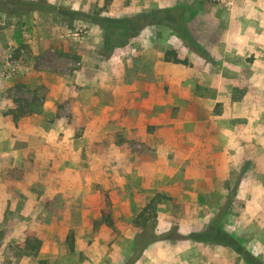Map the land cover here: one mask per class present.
<instances>
[{"label": "rangeland", "instance_id": "374dc122", "mask_svg": "<svg viewBox=\"0 0 264 264\" xmlns=\"http://www.w3.org/2000/svg\"><path fill=\"white\" fill-rule=\"evenodd\" d=\"M43 1L75 19L0 12V264H126L133 220L155 195L156 229L166 239L133 264H246L204 238L214 233L264 264V48L242 45L250 34L264 44V17L256 32L243 0ZM248 3L264 11V0ZM177 5L182 32L148 25L124 43L113 29L106 43L96 23ZM168 51L183 62L165 61ZM148 59L176 83L154 82ZM110 69L119 79L142 78L140 122L124 118L138 107L109 118L104 91L93 95ZM44 75L52 92L61 80L83 84L76 98L90 110L74 111V99L64 98L46 111ZM143 112L157 114L156 125ZM94 134L103 140L92 143ZM26 236L40 240L36 256L20 254Z\"/></svg>", "mask_w": 264, "mask_h": 264}, {"label": "trees", "instance_id": "16d2710c", "mask_svg": "<svg viewBox=\"0 0 264 264\" xmlns=\"http://www.w3.org/2000/svg\"><path fill=\"white\" fill-rule=\"evenodd\" d=\"M31 11H41L44 13L55 12L59 15H66L67 20L72 18L73 12H68L65 9H61L54 5L48 4L43 0H30L27 2H19L12 0H0V12L7 13L9 15H24ZM96 22L104 31L103 37L105 42L111 40L113 29L122 30L121 35L125 39L133 37L138 32L148 25H163L176 32H182V20H183V7L177 6L174 8L160 9L156 11H150L148 13L137 14L132 17L112 19V18H97ZM111 34V35H110ZM181 34V33H180ZM108 54V53H107ZM165 61L175 64L182 63L176 58L175 52H165ZM159 195L152 197L147 204L138 212L133 220V225L136 229L132 240V252L134 256L126 264H133L139 259L142 252L152 243L166 239L164 235L159 234L156 229L157 212L156 206L160 201ZM102 220L108 226L113 225V221L110 217V212L102 213ZM193 240L198 241L201 238L199 234L191 235ZM218 234H205L204 238L208 237L211 242L227 245L234 249L236 254L240 255L246 264H262L259 259L253 258L247 252H241L237 245L233 243L228 236H222V239L217 238ZM69 242V248L73 251L72 237ZM40 248V240L33 236H26L23 245L20 248V254L23 256H36L38 249ZM41 263L47 264L46 261Z\"/></svg>", "mask_w": 264, "mask_h": 264}, {"label": "crops", "instance_id": "0c3cea01", "mask_svg": "<svg viewBox=\"0 0 264 264\" xmlns=\"http://www.w3.org/2000/svg\"><path fill=\"white\" fill-rule=\"evenodd\" d=\"M243 2L245 3V9L246 12H248L249 14V20L252 21V23L255 24L256 26V32L259 31L261 28V18L264 17V11H260L259 9H255L253 6L250 7L248 0H243ZM247 2V3H246ZM179 3V2H178ZM177 6H182V5H177ZM244 12V11H243ZM241 11H239L238 13L236 12V16H238V22L239 24L245 23V18L247 16V13H243ZM253 25V24H252ZM255 31V30H254ZM252 31H250L251 33ZM250 35H248L247 37L249 39L246 38V35H242V39H243V44L245 47H249L251 49L257 50L258 48H264V44L263 43H259L257 40H254L250 37ZM194 37V36H193ZM246 38V39H244ZM195 39V37H194ZM248 40V41H247ZM241 44H239V48L242 47ZM147 59V58H146ZM149 60V59H148ZM151 61V60H149ZM151 63L153 64L154 68H153V73H152V79L154 82L156 83H161V81L163 82H167V84H174L176 83L177 79L174 78L173 76H169L167 74H164L161 72V66L159 68L155 67V65H158L156 63V61H151ZM168 64V63H166ZM117 75L116 74H112V70L110 69V71H108L105 74V79L102 80L103 82H99L97 84H94V86H92L91 90L93 89L95 92L93 93V95L97 92H101L104 91V96H105V102L107 107H105L104 109V114L107 115L109 118H113L115 117L118 113L122 112V109L124 106H128L130 112H133L134 109L132 108V106L134 105L135 107H138L139 112L135 114L136 117H134V115H128L126 118V121L129 123H133L134 121H139L140 122V87H143L144 84L142 83L140 86V80H142V78L140 77V75L137 76V80H132V81H128V80H124V79H119L116 78ZM48 78L45 75L42 76L41 78V82H40V86H44L46 91L49 89V91H47L48 93V98L44 103V109H46V111H53L54 110V104H55V100L56 103L61 99L64 98H73L74 99V111L76 110V108L78 109V105H80V107L85 111H89L90 108L88 105L84 103H79L76 97H80L79 95H82V91H80L79 93H77L75 90L78 87L84 86L83 84L78 83L77 81H70V82H66L63 80H61V84L60 86L57 85L56 88V92H52V86L50 84H48ZM57 83H59V80L57 79ZM68 83V85L66 84ZM98 95L100 93H97ZM82 97H84V95H82ZM82 101V99H81ZM73 103V102H72ZM100 103V99L98 98V102L97 104ZM96 107L100 108L102 105H98ZM76 106V107H75ZM121 107L122 109L117 113L116 110H118V108ZM79 111V109H78ZM135 112V111H134ZM195 112V111H194ZM143 117H144V123L148 124V125H156L155 121L159 120V116L157 114H154L153 112H143L142 113ZM123 118V119H124ZM6 123H2L3 126L7 129L11 128V125L9 123V121L5 120ZM154 121V122H153ZM133 126H129V127H123V133L124 136L127 137L128 135L130 136V134H132V131L134 130L135 127ZM138 129H140V125L138 126ZM98 134H94L93 136H97ZM95 139V140H93ZM50 140V138H43V141L47 142ZM53 140V139H51ZM102 137L101 135L94 137L92 139H90V141H96V142H100L102 141ZM56 141H60L58 139H56ZM90 142V143H91ZM93 143V142H92ZM49 164V161L47 160V166ZM46 166V168H47ZM152 169L154 170V165L152 164Z\"/></svg>", "mask_w": 264, "mask_h": 264}, {"label": "built area", "instance_id": "2783aa9c", "mask_svg": "<svg viewBox=\"0 0 264 264\" xmlns=\"http://www.w3.org/2000/svg\"><path fill=\"white\" fill-rule=\"evenodd\" d=\"M209 1L212 2V3H217V4L226 3V4H230L231 5V1L232 0H209ZM10 66L12 67V70H13L14 67L17 66V63L12 61Z\"/></svg>", "mask_w": 264, "mask_h": 264}]
</instances>
